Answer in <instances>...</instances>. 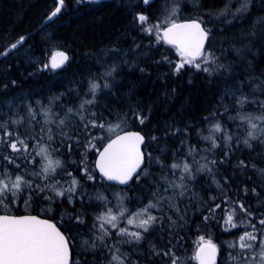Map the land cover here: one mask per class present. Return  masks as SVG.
Instances as JSON below:
<instances>
[{"label":"trees","instance_id":"1","mask_svg":"<svg viewBox=\"0 0 264 264\" xmlns=\"http://www.w3.org/2000/svg\"><path fill=\"white\" fill-rule=\"evenodd\" d=\"M171 1H176L186 10V15H180V18H183L175 22L191 20L193 13L205 15L208 20L203 22V26L206 28L208 26L211 29L212 36L209 42L217 56L221 55L222 48L229 47L230 41L237 40L242 33L247 32L255 18L264 16V0H254L245 17V22L235 19L229 25H224L222 20L209 19L211 18L210 13L222 9L228 0H199V5L194 4V0H154L151 6L143 5L142 0H100L99 4L88 2L77 4L76 0H65V7L61 14L50 24L40 28L47 15L56 6V0H0V51L16 42L19 37L30 34L25 44L14 51L18 54H10L0 61V99L5 100L9 105L5 111H19L24 114L25 106L30 103L37 110L36 120L39 123H36L35 126L39 129L45 119L42 115L43 109L51 108L49 119L55 120L57 113L60 112L58 105L78 107L81 98H87L83 96V93L87 91L88 80L103 71L101 64L105 63L106 66L116 64L119 66V75L115 84L116 93L101 105V109H103L111 104L115 112L104 111L105 121L108 124L119 122L115 113H129L130 108L139 106L143 113L149 115L146 124L140 125L138 122H134L129 115L127 122L123 124V129L124 131H140L145 135L146 142L150 135L161 137L159 145L156 142H151L146 149L154 157H161L170 163L172 152L180 147L179 141L185 139L181 133H177L174 137H164L162 134L166 123L173 129L183 130L187 127L189 133L186 143L198 145L199 149H205L208 141L198 137L197 131H200L204 136L212 135L211 128L215 122H219L222 127H227L232 134L243 136L247 125L237 128L236 125L240 124V121L233 122L227 118L229 114L237 115L231 106L229 113L219 118L218 121L205 122L204 118L209 116L213 110L218 109L223 112L221 97L224 96V83L215 77L211 78L214 82L210 83L206 78L207 74L197 73L194 69L186 68L179 76H176L173 75L167 63L159 65L154 63V60L161 59L163 55H167L174 62L179 61L174 48L163 42L156 43L155 35L149 36L142 31L144 27L163 24V18L166 16L165 10L168 9ZM137 13L148 16L146 25H141L134 20ZM136 45L139 47L137 48ZM235 46L239 47V43ZM206 48H208V43ZM57 51H64L69 55L68 63L58 71H53L51 68L46 71H38V67L49 63L50 56ZM255 51H257L254 61L256 70L264 71V56H261L258 50ZM221 58L224 59V57ZM232 58L231 54L227 55L228 60ZM124 61L128 63L126 64ZM137 66L146 68V72H139L136 70ZM239 71L240 69L237 68V72ZM13 80L16 81L15 86L11 83ZM4 85H7L6 90ZM72 89L80 92V96L70 91ZM173 89H175V93H173ZM244 91L247 94L250 90L245 88ZM257 95L264 99V94L257 93ZM56 97L59 99L54 100ZM37 101H40L39 104ZM223 103L231 105L232 98L224 96ZM12 105L15 107H11ZM245 107L250 113L259 114L252 111L256 105H246ZM101 109H96L98 114ZM59 114L63 115L62 112ZM47 126L56 130L55 124ZM104 144L105 142L97 143L99 148ZM52 147H56V145L53 144ZM162 148L167 149L163 155L161 154ZM216 152L219 153V149ZM81 154L86 155L88 166L94 165L97 151L85 152L83 149L75 147V150L69 153L66 148L61 147L53 158L60 159L64 168H57L56 174L50 177L52 180L58 179L60 181L58 187L62 186L63 188H68L71 180L75 177L80 181L77 191L80 192L81 188L83 189L81 198L69 204L66 199L57 198L55 202H50L33 196L30 202L25 204L22 197L15 203L5 202V205L0 206V214L17 216L32 214L51 219L69 238L72 264H108V260L112 256L108 249L97 247L92 250L89 247L95 238L94 230L91 228L96 222L95 217L103 214L110 207L116 209L121 204V198H123L124 208L128 211L139 210L140 206L147 203L149 185L133 184L126 192L118 194L115 190L122 188L107 184L95 170L97 182L94 184L91 181H85L79 174L80 168L83 167L80 164ZM204 154H207L209 158L213 155L212 153H201V155ZM253 156L255 157V153ZM35 158L36 160L41 159L39 156ZM237 159L248 160V150L237 152L230 163L221 165L215 177L221 184L225 177L229 178L226 186L227 203L224 202L225 192L213 182V177L206 173L201 174L202 176H199L198 182L192 189L195 198H186L192 201L187 208L184 204H180V208L186 212L187 216V223H184L182 228L174 229L172 233L167 234L149 233L147 234L148 240L135 246V250L133 246L121 243L124 238L116 236L115 229H113L112 238L107 241L109 246L113 248V251L119 249L117 255H128L134 264H165L166 258L150 255L149 249L152 244H155L157 248H164L171 239L175 246L174 251L179 258L178 264H197L194 255L200 245V239L203 237L217 245L216 264H235V261L236 264H240L239 259L233 260L230 257V254L237 256L238 247L230 248L228 244L235 243L245 231H251V228L247 226L248 218L243 213L237 212L236 222L243 221L239 227L225 231L222 225L228 227L225 225V221L234 207L231 202L236 199H242L246 206H250V210L258 219L260 214L264 213V202H262L264 201V184H260V177L254 170L248 169L249 173L245 176L242 170L236 169ZM255 162L258 167H264V161H261L259 157H256ZM146 164H148L149 172L159 175L158 164L148 161ZM8 167L12 169L11 165ZM27 170H31L27 179H39L34 176V173L40 171V165H27L17 174ZM68 172H71V175H68ZM248 176L251 177L250 180ZM39 182L46 183L43 180H39ZM245 186L249 190L256 187L261 196L255 197L251 191L248 196L243 195L241 189ZM98 195L107 197V203L97 199ZM212 197H216V199L213 200ZM215 203H219L221 207L216 210L215 218L205 223L203 216L204 214L208 215L209 206ZM77 215L83 217L84 224L75 223L73 217ZM86 241L87 243H85ZM97 243L99 244V241Z\"/></svg>","mask_w":264,"mask_h":264},{"label":"snow or ice","instance_id":"2","mask_svg":"<svg viewBox=\"0 0 264 264\" xmlns=\"http://www.w3.org/2000/svg\"><path fill=\"white\" fill-rule=\"evenodd\" d=\"M76 2L77 4L85 2L99 4L100 0H76ZM153 2L154 0H142L143 5L146 6H151ZM253 3L254 0H240L235 11L232 10L230 3H226L222 9L210 13V15L217 18L223 16L225 17L224 23H231L232 19L246 17ZM194 4L199 5V0H194ZM64 7L65 0H56V6L47 15L45 23L58 17ZM178 10V7L171 9V15H176ZM134 20L141 25H146L148 16L137 13ZM165 23H167L166 27L156 24L144 27L142 31L149 36L155 35L156 43L163 42L174 48L180 59L174 62L167 55H163L161 59L154 60V63L158 65L167 63L173 75L176 76H179L186 68L194 69L197 73L207 74L206 78L210 83L214 82L211 79L213 77L224 83V96H230L233 103L231 105L224 104V96H222L223 112L218 109L213 110L209 116L204 118L205 122L218 121L219 118L229 113L231 106L237 115L229 114L227 118L232 121L239 120L240 124L236 125L237 128L247 125L243 136L234 135L227 127H222L219 122H215L211 128L212 135L204 136L200 131H197L198 137L208 141L205 149H199L198 145L186 143L189 133L187 127L183 130L173 129L166 123L162 134L164 137H174L177 133H181L185 138L179 141L180 147L172 152V161L167 163L165 159L154 157L151 152L146 150L151 142H156L159 145L161 137L156 135L148 136L146 142L145 135H142L140 131H123L122 134H116L112 138L94 134V129L115 131V128H120L127 122L129 115L134 122H138L140 125H145L149 119V115L143 113L137 106L130 108L129 113H115L119 120L115 128L105 121L104 111L115 112L111 104L103 109H101V105L116 93L115 84L119 75V66L116 64L108 66L105 63L101 64L103 71L88 80L87 91L83 93V96L87 98H81L78 107L58 105L63 115L57 113L55 120L49 119L51 108L43 109L42 115L45 119L39 129L35 126L36 123H39L36 120L37 110L30 103L25 106L26 112L21 114L19 111H5L9 105L5 100L0 99V206L5 205V202L15 203L22 197L25 204L29 203L33 196L50 202H55L57 198L66 199L69 204L81 198L83 189L81 188L80 192L77 191L80 181L75 177L71 180L68 188L58 187L60 181L50 179L56 174L57 168H64L60 159L53 158L61 147L66 148L69 153L73 152L75 147H79L85 152H98V159L91 167L86 163V155L81 154L80 164L83 167L80 168L79 174L85 181H91L94 184L97 182L95 170L99 172L102 180L126 186L115 190L118 194L126 192L133 184L149 185L147 203L139 210L128 211L124 208L123 198H121L119 215H114L109 209L105 214L95 217L96 222L91 226L95 238L89 247L92 250L97 247L108 249L112 253L108 264H134L128 255H117L119 249L113 251V248L109 246L107 241L112 238L113 229H115L116 236L124 238L121 243L131 245L135 250V246L148 240L147 234L149 233L167 234L172 233L174 229L182 228L184 223H187V216L186 212L180 208V204H184L187 208L192 201L186 198H195L192 189L201 174L206 173L213 177V182L225 192L224 202L227 203L226 186L229 178L225 177L221 184L215 177L220 166L230 163L237 152L248 150V160L237 159L235 168L242 170L245 176H247L248 169L254 170L260 177V184H264V167H258L255 162L256 157L264 161V99L257 95V93L264 94V71L258 72L254 63L256 59L254 49L264 56V16L255 18L247 32L242 33L237 40L230 41L227 49L222 48L220 56L216 55L209 42L212 36L211 29L204 27L202 20L195 19L186 23L171 21L169 23L168 17H166ZM25 39L21 36L16 42L0 51V58L8 57L10 53L18 54L13 50L22 47ZM206 43H208V48L205 47ZM237 43H239V47L235 46ZM136 47L138 48L139 45ZM228 54L232 55L231 60L227 59ZM58 56L60 57L59 61L53 57L50 63L39 66L38 71H46L49 68L56 70L63 67L68 61V56L63 52H59ZM124 63L128 62L124 61ZM237 68L240 69L239 72H237ZM136 70L141 73L146 72L144 67L137 66ZM11 83L15 86L16 81L13 80ZM245 88L250 90L247 94L244 91ZM4 89H7V85H4ZM70 91L80 96V92L75 89ZM172 91L175 93V89ZM58 99L59 97L54 98V100ZM246 105H256L252 111L259 114L254 115L247 111ZM11 107L14 108L15 105ZM96 109H101L99 114ZM49 124H55L56 130L48 127ZM101 140H107L102 149L97 145V141ZM53 144L56 147H52ZM217 149H219V153L216 152ZM166 150V148H162L161 154L163 155ZM202 152L213 155L209 158L207 154L201 155ZM253 153H255V157ZM37 156L41 159L36 160ZM197 156L200 158L197 159ZM146 161L159 165L158 176L148 171ZM9 165L12 166V169H9ZM27 165H40V171L34 173V176L39 179L26 178L31 170L17 174ZM67 174L71 175V172ZM248 179L251 177L248 176ZM39 180L46 183L41 184ZM241 191L245 196L249 195V191L253 196H261L256 187L249 190L245 186ZM97 199L107 203V197L98 195ZM212 199L215 200L216 197H212ZM232 203L234 207L227 215L225 223L228 227H225L224 230L230 231L243 223V221L237 223L235 219L236 213L240 212L248 218L247 226L251 228V231H245L235 243L229 244V247H238L239 249L237 256L230 254V257L233 260L239 259L240 264H264V213H261L257 219L253 211L250 210V206H246L242 199H236ZM220 207L219 203L209 206L208 215L203 216L204 222L207 223L210 219L215 218L216 210ZM120 217H123L127 224L136 230L130 231L127 227H120ZM73 219L78 225L85 223L80 215ZM178 242L177 240V244ZM174 247L172 240L169 239L164 248H157L155 244H152L149 254L166 258L165 264H178L179 258ZM217 252V245L213 244L211 240L205 241L201 237L200 247L195 253L194 259L198 261V264H216ZM69 262V238L57 228L56 224L31 215L0 214V264H69Z\"/></svg>","mask_w":264,"mask_h":264},{"label":"rangeland","instance_id":"3","mask_svg":"<svg viewBox=\"0 0 264 264\" xmlns=\"http://www.w3.org/2000/svg\"><path fill=\"white\" fill-rule=\"evenodd\" d=\"M227 3H230V5L232 6V10L233 11H235V7L236 6H238V4L240 3V0H228V2ZM174 7H178V12L176 13V15H174V16H172L171 15V9H173ZM224 7V6H223ZM222 7V8H223ZM165 12H166V16L163 18V24H162V26L163 27H165V26H167V23H165V18L166 17H168V22L170 23L171 21H176V20H179V19H182V18H180L181 16L180 15H184L185 13H186V10L183 8V7H181L180 6V4H178L176 1H171L170 2V4H169V7H168V9H166L165 10ZM186 15V14H185ZM201 18H200V17ZM211 16V18H209V19H213V20H215L216 19V21H220V20H222V22L225 20V17H223V16H220L219 18H217L216 16H214V15H210ZM192 19H200V20H202V22H206L207 20H206V18H205V15H202V14H200V13H193V15H192ZM228 19H231V17H228ZM237 19H241V21H244L245 22V17H243V18H237ZM232 20H235V19H232ZM223 24L224 25H229L230 23H224L223 22ZM250 25V24H249ZM147 27H150V26H147ZM163 27L161 28V30L163 29ZM211 27H215V26H211ZM207 28L208 29H210V27H208L207 26ZM255 51V50H254ZM256 52V54H257V51H255ZM175 54L177 55V52H176V50H175ZM178 56V55H177ZM178 59H180L179 58V56H178ZM119 122H116V123H109L110 125H112L114 128H115V125L116 124H118ZM98 130L99 129H94L93 130V133L94 134H98V135H102V136H104V135H106V138H111V137H113V134L114 135H116L117 133H119V132H121V131H124V129H123V125H122V127H121V129L119 128H115V131H113V132H109V131H107L106 129L105 130H100V132H98ZM121 130V131H120ZM109 132V133H108ZM100 133V134H99ZM108 134H109V136H108ZM105 137V136H104ZM107 140H101V141H97V143L98 144H102L103 142H106ZM78 190V189H77ZM119 204V203H118ZM109 209H111V211H112V213L114 214V215H119V212H120V204H119V206H117V208L116 209H114V208H108L104 213H106ZM137 211V210H136ZM135 212V211H134ZM103 213V214H104ZM123 221V222H122ZM119 225H122L123 227H127L130 231H134V230H136V229H134L132 226H130V225H128L127 224V222H126V220L123 218V217H120V221H119ZM205 241H208V240H206V239H204ZM200 243V242H199ZM200 246V245H199ZM196 262H197V260H196ZM198 264V263H197Z\"/></svg>","mask_w":264,"mask_h":264},{"label":"water","instance_id":"4","mask_svg":"<svg viewBox=\"0 0 264 264\" xmlns=\"http://www.w3.org/2000/svg\"><path fill=\"white\" fill-rule=\"evenodd\" d=\"M56 18H54L53 19V21L55 20ZM46 20V19H45ZM45 20H44V22L42 23V25L40 26V28H42L43 26H45V25H48V24H50L51 22H53V21H51V22H48V23H45ZM192 20H195V19H191V20H182V21H178V22H176V23H186V22H191ZM166 27V26H165ZM163 30V29H162ZM161 30V31H162ZM26 39H25V41H24V44H25V42L27 41V39L30 37V34H28V35H26V36H24ZM207 46V43L205 44V47ZM19 49V48H18ZM17 50V49H16ZM16 50H13V52L14 51H16ZM59 52H63V53H65L67 56H68V61H69V55L66 53V52H64V51H57V52H54L51 56H50V58H49V63L51 62V60H52V58L53 57H56V59H57V61H59L60 60V57L58 56V53ZM11 54V53H10ZM9 54V55H10ZM3 58H0V60H2ZM68 61L63 65V67L68 63ZM63 67H61V68H58V69H56V70H53V71H58V70H60V69H62ZM125 131H136V130H125ZM122 132L123 131H121V132H119V133H117V134H122ZM142 134V133H141ZM143 135V134H142ZM115 136V135H114ZM113 136V137H114ZM112 138V137H111ZM107 142V141H106ZM106 144V143H105ZM105 144L103 145V146H105ZM103 146L101 147V149L103 148ZM143 147V146H142ZM98 159V152H97V154H96V157H95V160H94V164H95V162H96V160ZM96 173H97V175L99 176V172L98 171H96ZM100 177V176H99ZM104 181V180H103ZM104 182H106L107 184H109V185H116V186H118V187H120V188H125L126 186H122V185H118V184H115L114 182H108V181H104ZM6 215H11V214H6ZM28 215H31V216H35V217H37L38 219H47V220H49L50 222H52V223H54V224H56V222L55 221H53V220H51V219H48V218H44V217H40V216H38V215H32V214H24V215H19V216H28ZM11 216H17V215H11ZM56 226H57V228L65 235V233L59 228V226L56 224ZM66 236V235H65ZM67 237V236H66ZM200 247V246H199ZM199 247H198V249H199ZM198 249H197V251H198ZM196 251V252H197ZM69 253H70V262H69V264H72V251H71V246H70V242H69ZM217 259H218V252H217V256H216V263H217ZM197 263H198V261H197Z\"/></svg>","mask_w":264,"mask_h":264},{"label":"bare ground","instance_id":"5","mask_svg":"<svg viewBox=\"0 0 264 264\" xmlns=\"http://www.w3.org/2000/svg\"><path fill=\"white\" fill-rule=\"evenodd\" d=\"M200 17V16H199ZM210 17V16H209ZM201 18V17H200ZM218 23V22H217ZM217 27H219V25H217ZM221 29V28H220ZM1 61V60H0ZM153 90V89H152ZM154 92V91H153ZM151 93V92H150ZM157 94V93H156ZM198 95V94H197ZM34 101V100H33ZM40 102V101H39ZM217 102V101H216ZM208 108V107H207ZM60 113V112H59ZM179 113V112H178ZM255 113V112H254ZM198 118V117H197ZM172 119V118H171ZM185 119V118H184ZM224 119V118H223ZM227 119V118H226ZM225 120V119H224ZM228 120V119H227ZM234 122V121H233ZM239 124V123H238ZM190 126V125H189ZM193 126V125H192ZM119 129V128H118ZM120 129H121V127H120ZM121 131V130H120ZM98 132H100V130H98ZM101 133V132H100ZM99 133V134H100ZM109 133V132H108ZM102 136V135H101ZM105 137H106V135H104ZM108 136H109V134H108ZM113 136H114V134H113ZM194 141V140H193ZM226 170V169H225ZM237 172V171H236ZM243 172V171H242ZM247 173H249V172H247ZM240 174V173H239ZM200 176H202V175H200ZM200 178H202V177H200ZM207 179V178H206ZM250 180V179H249ZM99 182V181H98ZM248 182V181H247ZM251 182V181H250ZM253 182V181H252ZM214 185V184H213ZM234 186V185H233ZM217 188V187H216ZM259 188V187H258ZM219 190V189H218ZM231 190V189H230ZM260 190V189H259ZM261 191V190H260ZM244 195V194H243ZM256 197V196H255ZM208 198V197H207ZM133 201H134V199H133ZM232 203V202H231ZM230 203V204H231ZM202 206V205H201ZM136 207V206H135ZM141 207V206H140ZM136 209V208H135ZM201 209V208H200ZM199 210V209H198ZM206 210V209H205ZM204 211V210H203ZM208 211V210H207ZM230 211V210H229ZM256 213V212H255ZM205 215V214H204ZM224 220V219H223ZM211 221V220H210ZM217 221V220H216ZM223 222V221H222ZM218 223H221V222H218ZM209 224V223H208ZM223 224H225V223H223ZM226 225V224H225ZM222 227H224L225 228V226L224 225H222ZM221 229V228H220ZM235 230V229H234ZM216 231V230H215ZM219 231V230H218ZM224 231V230H223ZM236 232V231H235ZM215 233V232H214ZM217 233V232H216ZM224 233H225V231H224ZM243 233V232H242ZM242 235V234H241ZM238 239V238H237ZM232 242H233V240H232ZM235 242V241H234ZM231 244V243H230ZM174 245V244H173ZM229 245V244H228ZM228 245H227V247H228ZM199 247V246H198ZM197 247V248H198ZM226 247V248H227ZM225 248V249H226ZM231 248V247H230ZM233 248V247H232ZM236 249V248H235ZM197 251V250H196ZM227 251V250H226ZM231 251H232V249H231ZM237 251H239L238 249H237ZM236 251V252H237ZM233 252V251H232ZM238 253V252H237ZM234 254V253H233ZM232 255V254H231ZM195 256V255H194ZM238 260V259H237ZM196 261V260H195ZM235 264H236V261H235Z\"/></svg>","mask_w":264,"mask_h":264}]
</instances>
